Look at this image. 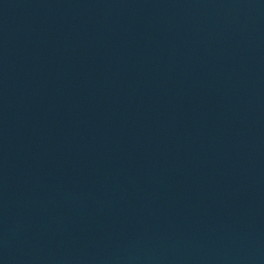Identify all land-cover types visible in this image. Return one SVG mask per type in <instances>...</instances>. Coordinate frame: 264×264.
I'll return each mask as SVG.
<instances>
[{"label":"water","instance_id":"obj_1","mask_svg":"<svg viewBox=\"0 0 264 264\" xmlns=\"http://www.w3.org/2000/svg\"><path fill=\"white\" fill-rule=\"evenodd\" d=\"M0 264H264V0H0Z\"/></svg>","mask_w":264,"mask_h":264}]
</instances>
